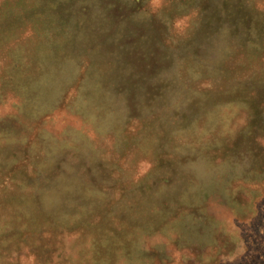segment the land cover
<instances>
[{
	"label": "rangeland",
	"instance_id": "374dc122",
	"mask_svg": "<svg viewBox=\"0 0 264 264\" xmlns=\"http://www.w3.org/2000/svg\"><path fill=\"white\" fill-rule=\"evenodd\" d=\"M107 236L264 264V0H0V264Z\"/></svg>",
	"mask_w": 264,
	"mask_h": 264
},
{
	"label": "trees",
	"instance_id": "16d2710c",
	"mask_svg": "<svg viewBox=\"0 0 264 264\" xmlns=\"http://www.w3.org/2000/svg\"><path fill=\"white\" fill-rule=\"evenodd\" d=\"M98 120H94L96 122L93 121V123L98 126V128H106V126H109V124L111 123V117L109 118H105V119H101V118H97ZM166 202L163 203V205H165ZM19 217H22L23 215H27V213H25V211H19L18 212ZM26 217V216H25ZM23 218V217H22ZM111 237V236H110ZM109 236L104 237L101 241H97V242H93L92 246L95 243H98L95 247H90L84 251L83 254H79L77 255L78 259H85L86 263L88 264V262L90 264H94V261L96 262L95 264H113L114 262H119L123 259V255L118 252V247L117 250H113L112 245L115 244L116 241H113V238H110ZM94 241V240H93ZM104 242H110L111 244H109V246H111V251H109L110 249H108L107 247H105L106 245L103 244ZM119 242H123L121 239L119 240ZM118 245V243H116ZM105 247V249H103Z\"/></svg>",
	"mask_w": 264,
	"mask_h": 264
}]
</instances>
